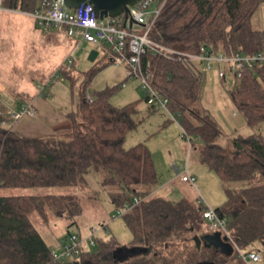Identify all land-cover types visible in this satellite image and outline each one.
<instances>
[{"label": "trees", "instance_id": "obj_1", "mask_svg": "<svg viewBox=\"0 0 264 264\" xmlns=\"http://www.w3.org/2000/svg\"><path fill=\"white\" fill-rule=\"evenodd\" d=\"M17 2L23 9H32L37 0H15L12 5ZM262 4L264 0H167L151 37L190 52L203 46L227 55L264 52V29L251 25ZM141 63L185 135L200 141L204 164L226 185V200L214 209L227 219L240 247L258 248L264 257V181L252 183L257 176L264 177V135L235 134L221 145L218 139L225 135L221 127L197 104L201 66L148 50ZM102 67L94 65L84 73L77 92L78 118L70 114V130L63 134H19L12 129L17 121L2 115L0 98V189L84 186L87 175L95 172L103 186L114 187L109 196L115 209L131 202V195L140 199L122 215L131 233L127 243L113 235L96 237V246L79 253L72 264H230L226 258L232 255L243 264L233 251L225 253L201 243L210 232L200 231L203 206L197 199L173 201L154 193L159 184L151 152L143 143L124 147L126 135L138 126L134 115L139 100L113 106L109 97L119 85L95 94L88 91ZM238 80L228 96L249 127L260 125L264 62L243 69ZM147 111L160 110L147 104ZM44 207L70 219L69 225L82 213L76 194H0V264H63L54 261V249L34 225L33 215L44 214Z\"/></svg>", "mask_w": 264, "mask_h": 264}, {"label": "rangeland", "instance_id": "obj_2", "mask_svg": "<svg viewBox=\"0 0 264 264\" xmlns=\"http://www.w3.org/2000/svg\"><path fill=\"white\" fill-rule=\"evenodd\" d=\"M24 20L30 24L33 23L31 20L18 14L0 11V98L4 105L11 104L12 91L23 87L20 84L22 83L21 79L24 78V81L29 80L26 78V73H24V69L22 68L23 60L20 59L25 55L23 53L24 46L30 43L39 46L47 44V38H43V35L40 39L32 37L30 38L31 41H29L19 33L21 29L18 25ZM251 25L254 29H264V4L252 16ZM49 30H56L58 34H61L60 36L63 41L69 42L68 37L60 29L50 28ZM40 32L43 33L44 31ZM62 50V47L59 49L58 41L59 62L57 68L55 70L51 68L44 78L43 76H37L34 81L38 84L35 86L34 83L33 87L42 92L43 96L53 106L65 112L69 111L78 118L77 106L79 97L77 92L80 83L83 81L84 73L87 70L94 65L99 66V60L90 62L88 57L89 47L86 49L82 46L74 48L72 53H70L71 47L66 51ZM96 50L102 53L104 47H96ZM68 53L74 59V63L67 65L63 72L59 70V65ZM117 66L110 64L104 71L100 70L97 72L90 83L88 91L95 94L112 86L119 85V88L109 97V101L113 106L120 107L129 102L139 100L137 112L134 115L138 126L126 135L124 147L129 148L137 143H143L149 149L158 173V184L161 186L162 183H165L163 189L159 192L164 198L173 201L181 198L194 201L200 194L205 199L208 207H220L226 200V185L202 161L199 154L201 143L198 138L192 135H187L183 138L181 136V128L179 129L175 121H170V124H174L178 129L175 137H173L174 135L165 129L168 127V124H165V120L167 121L169 117L163 111L148 112L139 81L134 78H128L123 82L122 80L127 77L124 74V69ZM224 67L226 68V66ZM238 83L239 80L233 78L229 72H226L225 79H221L217 76L216 69L210 72L202 71V81L197 104L208 112L221 127L225 135L221 136L218 142L223 146L228 144L227 138L235 134L261 133L264 135V122L260 125L249 127L245 117L234 108L228 96V90L234 89ZM22 96L25 97L26 94ZM73 110H75L74 113ZM159 128L163 130L162 133H160L161 130ZM188 140L190 143L189 148ZM182 144L185 146V153L190 152L187 159L186 155L183 154ZM178 145H180V148L177 147ZM169 152H172L173 155L171 159H174V157H178L179 159L175 160L174 164L170 163L168 165L166 162L171 157ZM187 163L190 172L196 177V186H190L189 183H179L178 181H174L173 184L169 183V178L177 179L173 165L183 170ZM86 180V185L77 187L2 188L0 189V194L58 195L69 193L76 194L79 197L82 213L74 218L75 224L69 225L70 219L64 216H57L48 207H44V214L35 213L33 215L35 227L46 243L54 250L58 247L56 241L65 237L68 232L86 235L93 227L99 229L95 236L100 239H106L110 235H113L122 244L127 243L131 239V233L126 227L122 216L114 217L116 209L109 196V191L114 187L103 186L99 176L95 172L89 173ZM262 181H264V177L257 176L252 183ZM231 186L234 187L236 184ZM200 231L207 232V227L203 222L200 224ZM216 252L218 251L216 250ZM76 259L77 257L72 255L65 258L64 261L75 263ZM226 259L230 261V264H240L233 255ZM257 264H264V259L261 263Z\"/></svg>", "mask_w": 264, "mask_h": 264}, {"label": "built area", "instance_id": "obj_3", "mask_svg": "<svg viewBox=\"0 0 264 264\" xmlns=\"http://www.w3.org/2000/svg\"><path fill=\"white\" fill-rule=\"evenodd\" d=\"M14 1L0 0V11L29 16L41 28L60 29L66 36L77 41L106 47L111 62L124 67L127 78L139 81L146 103L163 111L175 122H177L176 115L169 109L168 100L151 86L148 80L149 75L143 69L141 56L145 51L148 50L154 55H162L182 62L199 64L202 71L205 72L216 69L219 78L229 72L233 78L240 79L243 69H250L255 64L264 62V52L261 51L251 54L227 55L220 51L213 52L203 46L197 52H190L153 39L151 37L153 24L167 0H139L135 5L129 7L126 17L122 14L117 17L104 16L102 18L95 14L91 4H82L79 8L68 9L65 6V0H37L34 8L23 9V5L21 7L18 2L16 6L12 5ZM152 6L153 8H151ZM70 61L69 58L68 62ZM87 99L91 100L89 95H87ZM2 106V115L12 122L36 115V109L32 103L22 104L17 109L9 108L4 104ZM181 130L182 136L186 137L182 128ZM181 179L188 181L194 187L196 186V179L193 176L185 174ZM139 202V198L132 196L131 202L116 209L114 217L122 216ZM197 203L203 206L201 217L208 230L225 238L243 264H257L263 260L260 250L242 248L236 243L234 230L228 227L227 219L214 208L208 207L200 195L197 197ZM98 231L99 229L93 227L86 235L68 233L58 242L57 249L53 250L54 261H61L69 256H77L83 251L93 249L96 246L95 235Z\"/></svg>", "mask_w": 264, "mask_h": 264}, {"label": "crops", "instance_id": "obj_4", "mask_svg": "<svg viewBox=\"0 0 264 264\" xmlns=\"http://www.w3.org/2000/svg\"><path fill=\"white\" fill-rule=\"evenodd\" d=\"M4 13H7V12H4ZM19 16L29 19L33 22L32 24H30L29 22H25V20L23 22H20V24L18 25L21 29L19 33L25 38H27V40L29 41H31L30 38L32 37H35L36 39H40L42 38V35H43V38L44 37L47 38V44L39 46L37 44L30 43L29 45L24 46L23 53L25 55L22 56L20 59L23 60L22 68L24 69V73H26V78H28L29 80L24 81V78L21 79L22 83L20 84L23 87H19L18 90L12 91L13 95L11 94L12 95L11 96L12 100H10L11 104L9 103V104H6L5 106L9 108L17 109L22 104L32 103L36 109V115L34 117H24L20 119L19 121H17L16 123H13L12 129L18 132L19 134L25 135V136H43V135H53V134L59 135V134L66 133L70 130L71 123H70L69 116L72 113H70L69 111L65 112L59 108H56L55 106L51 104V102L47 100L46 97L43 96L42 92L38 91L37 89H34L33 87L34 83H35V86L38 84L37 82L34 81L37 78V76H41V77L43 76L44 78V76L47 75L46 73L51 68L53 70L57 68V64L59 62L58 60V41H59V49L62 47L63 48L62 51H66L71 47L70 53L74 51L73 50L74 48H78L82 46V47H85L86 49L87 47H89L90 48L89 54H88L89 60L90 62H96L99 60L100 61L99 65H103V67L100 69L101 71H104L106 67L110 64L114 66L116 65L113 64L111 60L109 59V54L107 52L106 47L93 45V44L86 43L83 41H77L76 39L70 38L68 36L66 37H68L69 42L66 43V41L62 40L60 36L61 34H58L56 30L53 31V30H49L50 28H45V29L41 28L36 23V21L29 16H25V15H19ZM40 31H44V32L42 33ZM95 46L104 47V50L102 51V53L96 50ZM70 53L66 55L67 58L65 57L64 60L59 65L60 66L59 70H62L64 72V69L67 67V65H72L74 63V59L72 58ZM69 58L71 59L70 62H68ZM117 67H121L124 69V67L122 66H117ZM124 74H125V69H124ZM126 80L127 78L123 79L122 81L124 82ZM24 94H26L25 97L22 96ZM74 112L75 110H73V113ZM171 122L170 120H167V121L165 120V124L166 123L168 124V127L165 129L169 131L170 133H172L174 135L173 137H175L178 129L174 124L171 125L170 124ZM170 125L171 127L169 128ZM177 125L180 129L181 128L180 125L178 123ZM159 130H161V128H159ZM162 131L163 130H161L160 133H162ZM179 137H180V134H179ZM177 147L180 148V145H178ZM181 148L183 151L185 150V146L183 144ZM169 154L171 157H170V160L166 162V164L168 165L170 163L174 164V161L179 158L174 157V159H171L173 156L172 152H169ZM183 154L186 155V159H187V156H189L190 152L185 153L184 151ZM173 167L177 174V179L169 178L168 179L169 183L171 182L173 184L174 181H178L179 183L180 182L189 183L188 181H183L181 179V177L185 174L195 177V175L192 172H190L188 163L185 164V167L183 170H180V168L179 167L177 168L175 165H173ZM164 185L165 183H162L161 186L159 184L154 190V193L158 194L159 196H162L159 192H161V189H163ZM189 185L191 186L190 183ZM200 196L203 198L202 195ZM203 238H204L203 240L201 239L202 240L201 243L218 248L214 245L215 241L217 240L216 233L210 232L206 235V237H203ZM58 241L59 240H57L56 242L58 243ZM62 262L63 264H72L69 261L63 260Z\"/></svg>", "mask_w": 264, "mask_h": 264}, {"label": "water", "instance_id": "obj_5", "mask_svg": "<svg viewBox=\"0 0 264 264\" xmlns=\"http://www.w3.org/2000/svg\"><path fill=\"white\" fill-rule=\"evenodd\" d=\"M138 1L139 0H65V6L68 9H76L82 4H91L95 14L99 16V18L104 16L117 17L122 14L126 17L129 7L135 5ZM216 236L217 240L214 245L220 248L222 252H232L230 244L225 241L226 239L221 238L217 233Z\"/></svg>", "mask_w": 264, "mask_h": 264}]
</instances>
